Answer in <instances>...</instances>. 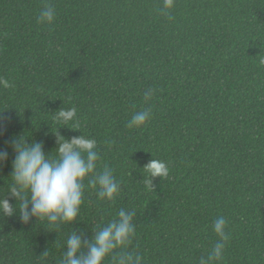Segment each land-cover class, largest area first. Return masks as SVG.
<instances>
[{
	"label": "trees",
	"instance_id": "obj_1",
	"mask_svg": "<svg viewBox=\"0 0 264 264\" xmlns=\"http://www.w3.org/2000/svg\"><path fill=\"white\" fill-rule=\"evenodd\" d=\"M45 4L53 23H41ZM0 0V198L8 195L14 138L58 147L97 142L98 169L120 184L114 201L85 187L75 223L0 215V264H60L74 230L134 211L135 236L116 254L143 264H198L229 239L222 264H264V0ZM154 90L145 102L147 90ZM76 109L64 121L55 113ZM149 110L142 127L132 116ZM57 154L52 153L55 157ZM164 162L168 175L145 166ZM46 255L41 256L43 253ZM106 264H115L109 258Z\"/></svg>",
	"mask_w": 264,
	"mask_h": 264
},
{
	"label": "clouds",
	"instance_id": "obj_2",
	"mask_svg": "<svg viewBox=\"0 0 264 264\" xmlns=\"http://www.w3.org/2000/svg\"><path fill=\"white\" fill-rule=\"evenodd\" d=\"M174 6V0H164L163 11L167 14ZM55 9L51 4H45L40 12L41 23H53ZM0 86L11 87L7 80L0 78ZM154 90L149 89L144 94L145 102L151 100ZM64 121H70L76 116V109H60L55 113ZM151 118L149 110L136 112L129 121V127H142ZM55 157L45 154L44 144L28 138H14L12 151L15 159L12 163L13 172L8 195L0 198V215L11 217L17 215L24 224L33 218L49 224L75 223L78 220L85 187L97 190L101 201H114L120 193V184L115 179L113 170L104 166L97 171L100 159L97 152V142L85 135L73 137L71 140L59 136ZM8 152L0 151V166L6 164ZM152 178L166 177L168 168L160 160H151L144 168ZM9 196L18 204L13 207ZM134 211L120 209L118 217L106 226L94 229L91 243L85 244L83 233L74 230L66 241V251L60 264H106L111 258L115 264H143L142 257L132 253L117 255L118 249H125L135 236ZM226 220L220 217L215 220L213 230L219 241L206 254L202 255L198 264H222L225 242L229 239L226 232ZM47 252L41 256L46 255Z\"/></svg>",
	"mask_w": 264,
	"mask_h": 264
}]
</instances>
